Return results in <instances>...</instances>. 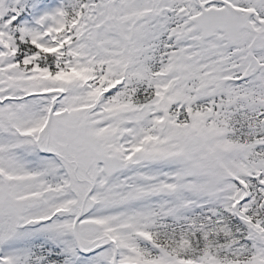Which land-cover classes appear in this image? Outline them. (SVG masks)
Segmentation results:
<instances>
[{"label": "snow or ice", "instance_id": "snow-or-ice-1", "mask_svg": "<svg viewBox=\"0 0 264 264\" xmlns=\"http://www.w3.org/2000/svg\"><path fill=\"white\" fill-rule=\"evenodd\" d=\"M0 264H264V0H0Z\"/></svg>", "mask_w": 264, "mask_h": 264}]
</instances>
